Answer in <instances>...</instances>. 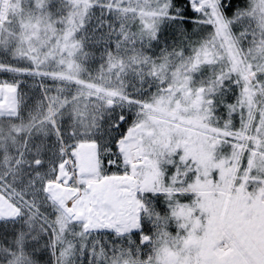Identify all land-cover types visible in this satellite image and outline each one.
<instances>
[{"label": "snow or ice", "instance_id": "snow-or-ice-1", "mask_svg": "<svg viewBox=\"0 0 264 264\" xmlns=\"http://www.w3.org/2000/svg\"><path fill=\"white\" fill-rule=\"evenodd\" d=\"M0 264H264V0H0Z\"/></svg>", "mask_w": 264, "mask_h": 264}]
</instances>
